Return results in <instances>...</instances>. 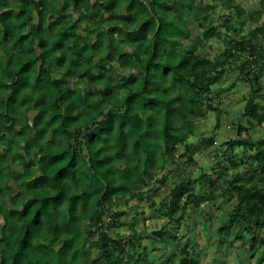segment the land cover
Here are the masks:
<instances>
[{
    "label": "trees",
    "instance_id": "1",
    "mask_svg": "<svg viewBox=\"0 0 264 264\" xmlns=\"http://www.w3.org/2000/svg\"><path fill=\"white\" fill-rule=\"evenodd\" d=\"M117 1L65 0L63 3L62 11L66 13L70 4L78 13L79 21H88L98 26H110L106 32L93 30L95 41L90 42L82 40L78 34L74 33L75 24L69 27L65 23L59 24L62 16L53 23H49L47 15L55 11L48 9L49 2L46 0H0L2 12L0 14V53H5L9 58L12 55L5 43H10L13 48L23 53L17 55L15 66H11L10 61L7 60L0 75V90H5L0 97V181H3L5 177L9 179L11 176L6 166L9 162H18L24 170L13 176V181L20 187L17 194L7 186V183L0 186L1 198L7 199L13 207H22L21 210H11L5 203L0 204V215L4 222L1 227L0 245H4L5 248L9 244L14 245L13 249H9L11 259L9 260L6 255L3 264H36L34 260L28 258L29 233L36 234L48 224L51 216L50 202L53 211L59 209L62 214L68 213L61 217L65 235L68 238L61 237L54 242L56 246H59V250L55 253L54 264H64L65 257L80 261L81 256L86 255L85 249L77 248L75 237L70 235L71 224L76 221L75 213L80 206L85 207L88 219L96 225L90 235L100 232L97 242L93 245L99 253L92 260V264L142 263L140 257L134 258L130 252H125L126 260L122 261L118 255V252L123 254L122 247L115 245L105 232L103 221L105 208L110 206L109 202H112L114 197L116 202L123 200L125 204H128L130 200L144 201L142 194L132 192L129 181L141 167L147 172L150 168L157 166L158 153L145 146L149 141L156 140L157 143L163 142L168 145L166 151L174 152L175 143H185L187 134L183 130V125L169 122L173 119L169 115L171 108L165 113L159 111L162 103L171 104L172 101L165 100L161 94L150 90L147 77L141 81L130 75L123 81L124 86H121L120 83H112L113 80L109 82L101 79L103 77L101 72L104 71L107 62L122 65L125 60L130 59L132 54L124 53L127 50L125 45L134 43L141 36L143 37L141 44L145 52L143 61L146 67L153 63H161L163 61L157 55L158 42L151 40L150 36L163 33L162 38L167 39L171 35L183 34L187 39L192 35L193 30L188 24L183 30L174 24V20L182 19V14L178 10H173V15L167 14L178 0L172 3L173 6L169 0H152L158 10L159 26L153 15H141L147 12L144 0H125L121 8L115 9ZM194 4L195 0H191L186 8L190 9L189 7L192 8ZM104 13L108 14L110 20L100 22ZM116 16H122L120 17L123 19L122 26L115 23ZM33 19L35 23L31 24ZM137 20H139L138 27L132 30L136 34L135 37L125 39V27L136 23ZM201 27L203 22H199V28ZM141 29H143L142 33ZM115 32H117L116 38H114ZM260 33H264V30H255L248 38L229 42L226 50L214 60H210L205 55L187 52L186 58L180 59L178 63L169 67L183 71L196 69L197 80L193 81V86L198 85L197 95H200L202 92L211 90L212 86L220 81L227 66L244 59L240 64L239 78L251 87L257 86V89L253 90L246 100L243 117L249 124L254 122L260 126L264 123V110L260 111L257 102L261 93L258 87L259 80L264 74V35L259 39ZM204 37L209 41L214 38L215 42L220 41V34L217 31L205 30ZM197 41L200 44L199 37ZM175 42L176 40L172 41V44L174 45ZM106 45L108 50L105 52ZM201 48L204 47L201 45ZM95 58L99 68L97 74L91 70L92 61ZM34 67L37 68L35 77L31 72L35 69ZM207 72H211L212 75L201 81L199 74ZM54 74H62L65 77L78 74L80 78L88 77L89 82L96 86L103 85L104 88L98 91L102 95L101 101L96 104L89 99V95L82 97L79 89L66 88L64 77L55 78ZM138 84H143L142 90L145 95L142 100L138 98L140 96V91L136 88ZM28 89L36 93L26 95L25 91ZM115 89H120L122 94L113 95ZM30 101H34L33 108L37 110V114L31 124H28L23 110L32 109L29 105ZM84 102H87L84 109L86 115L78 119L74 109ZM173 107H175L174 104ZM207 107L210 105L207 104ZM204 112L200 111L197 115L203 116ZM66 124L69 127L75 126V131L82 133V145L85 146L86 152L89 148L93 150V154L87 156L89 165L84 163L78 153L81 146L78 150L69 145L74 139L72 137L66 136L58 141L55 149L51 147L54 144V136L63 134L61 129ZM218 125L219 115L216 118V127ZM157 129L162 130L163 134L159 135ZM238 130L248 134L247 129L242 126H239ZM32 131H34L33 136ZM47 135H50L49 140ZM169 141H171L170 145ZM211 142L210 139L208 144L210 145ZM234 143L253 152L250 157L252 166L245 177L235 174L227 183L224 196L228 195L232 198L235 205L226 225L222 226L219 232L227 236L230 232H243L249 236L251 232L253 234L249 236L251 240L249 246L254 248L257 241L261 239V233H264V138L241 139ZM16 146H19L23 153H13L10 158L12 149ZM2 147L5 148L4 152H1ZM112 147L115 148L114 152L107 151ZM141 149L144 150L142 161L139 158ZM121 162L125 164V167L120 168ZM34 165L40 173L38 177H35ZM164 165L159 164L158 167L162 170ZM91 169L95 171L90 175ZM25 171L28 172V176H25ZM101 176L104 178L102 186L95 187L90 193L65 190L66 181H70L73 185H78L85 180L99 183ZM204 179L211 183L207 175H203L199 182L203 184ZM164 180L165 177L160 182L164 183ZM49 184L52 186L49 187ZM209 186L211 187L209 192L199 194V205L215 199L212 188L216 186L213 183ZM190 187L189 182L186 184L181 182L180 185L175 186L172 189L173 202L184 199L185 205L189 204ZM29 193H31L30 196ZM125 196L128 199H123ZM29 197L30 199L27 200ZM180 210L182 208L176 205L171 212L175 217ZM113 216L116 219V215ZM59 229L60 225H56V230L59 231ZM261 243L264 244V241ZM130 245L134 252L136 242L131 241ZM41 251L45 256L48 254L46 247L42 246ZM262 262L264 258L258 257L257 264ZM181 263L195 264L185 259Z\"/></svg>",
    "mask_w": 264,
    "mask_h": 264
},
{
    "label": "clouds",
    "instance_id": "2",
    "mask_svg": "<svg viewBox=\"0 0 264 264\" xmlns=\"http://www.w3.org/2000/svg\"><path fill=\"white\" fill-rule=\"evenodd\" d=\"M147 5V12L141 13V15H153L156 18V23L160 25V18L157 15V9L152 3V0H144ZM191 2V0H189ZM205 3L208 0H204ZM200 0H195V4L192 7V10L183 14L182 19L174 20V24L179 29H185L186 25L190 23L189 17L192 15L200 16L201 13L198 10L197 5H199ZM240 5L239 8H236V5ZM233 16L232 27L236 29L232 33L233 36H245L247 35L248 30L255 28L257 25H264V0H232V7L226 9ZM104 15H108L104 13ZM213 16L220 15V12L212 14ZM210 23L220 24V20L211 19ZM139 20L136 23L127 25L125 27L124 38L130 39L135 37V32L132 31L138 27ZM208 25H205L204 28H200L197 31H193L192 35L187 39L184 38L183 34L171 35L167 39H163V33L161 35L150 36V39L154 42H158L157 55L162 59L161 63H153L146 67L143 57L145 52L143 50L141 40L142 36L137 38L134 43L125 45V48L132 54L131 58L124 61V64L119 65L115 68H112L111 63L109 64V71L113 77L112 83H120L123 85V81L127 80L129 76H133L136 80H143L147 77L149 84L148 87L150 90H155L165 100H171L172 103H162L160 105L159 111L161 113L167 112L168 109H172L169 114L173 119L169 122L176 123L177 125L184 126V132L187 134L188 146L186 148L185 143L178 142L174 145V152L166 151L168 145L163 142L157 143L156 140L149 141L145 146L146 148L157 152L156 164L157 166L150 168L147 172L144 171L143 167L138 169L135 174L132 176L131 181H129L132 192L134 194H143L144 204L141 206L139 204H134L132 202L125 204L123 200L116 202V198H113L109 207L105 208V213L113 210L114 208H127L129 209V214L122 217V219L131 223L133 220L140 221L141 212L140 208L150 211L152 214L160 218V221L151 225L152 228H159L162 225L167 226L169 229L176 231L177 236L179 237L176 241H165L162 245H157L154 243L155 240L160 239L159 237L147 235L148 226L143 223L140 224L139 228H133L131 233L136 235V244L135 249L136 254L140 255L143 245H148L150 248H154L153 256L155 257V264H160L162 260L167 258V253L169 251V245L177 246V252L179 255V247H182L185 241L190 242V249L196 248L197 245L203 246L204 241L207 239V236L211 234L213 237L216 235V227L220 224L222 218L225 217L223 209H217L215 207L205 206L204 208L199 207V194L195 192L191 193L188 197L190 207L185 208L184 199L176 200L173 202V193L172 188L180 184L186 177L194 179L199 176L200 171L203 169L207 171L210 175L214 174L212 171V166L217 165L219 162L220 165L226 164L227 160L225 155L229 151L227 145H221L222 139H227L229 136H235V128L233 125L229 124L227 118L223 120V126L220 129V137L217 139L216 144L212 145L210 148H205L202 140L207 135L203 129L207 127V121L201 120L197 115L200 111H207V104L211 103L213 105L220 106L221 110H228L232 112V118L235 120L240 116V111H236L234 105L236 103V98L232 97L231 93L223 92L219 90L218 85H213L212 90L202 92L200 95H197L198 85L193 86V81L197 80L196 69L191 71H183L179 68H170L169 65L178 63L180 59L187 57L188 53L186 51L187 47H191L192 44L197 43V37L200 38V44L207 48L209 43H214L215 38L212 41L207 40L204 37V31ZM143 29H141V33ZM221 36V40L223 39ZM179 39V44L173 45L172 41ZM221 43V47H222ZM108 50L107 45L105 46V52ZM118 58V53L116 54ZM93 64L96 62L93 61ZM126 65V66H125ZM93 70H96L95 68ZM212 75L211 72L199 74V79L201 81L206 80ZM241 75L236 71L230 72V77L232 80L236 81V88L241 87L239 80H236L237 76ZM261 83H264V79L261 80ZM138 91H140L139 99H143L145 93L143 92V84L136 85ZM166 90V91H165ZM232 91H235L233 89ZM211 96L212 99L209 101L207 97ZM238 96V94H237ZM221 98H223V103H220ZM195 99V102H193ZM232 100V103H229V100ZM173 104L175 107H173ZM242 111V107H241ZM67 113H65L66 115ZM147 115V113H144ZM67 129V131H64ZM231 129V131H229ZM127 131V130H126ZM159 135H162V130H156ZM63 133L60 136V139L67 137L75 138L77 133L75 131V126L69 127L67 124L64 125V128L61 129ZM215 134V133H213ZM82 135V133H81ZM159 139V137H157ZM83 144L81 139L78 143L75 139L72 141V147H76L78 150ZM171 141H169V145ZM68 146L67 144L65 145ZM254 150V149H253ZM107 151L114 152L115 148H109ZM243 147H238L235 149V152L238 154L244 153ZM131 152V149H129ZM183 153V155H181ZM82 155L91 156L93 150L89 148L86 153L82 152ZM195 154L196 159L189 161L188 157ZM139 158L142 161L144 158V150L141 149L139 153ZM88 161L85 160V163ZM40 163V162H38ZM159 164H166L167 167L163 169L164 173H168L171 170L172 179L167 183L157 182L154 178L156 173H159L161 169L158 167ZM120 168L125 167L123 162L120 163ZM15 167V166H14ZM47 167V164H45ZM24 171L23 169H18ZM220 169L217 167L216 171ZM95 170L91 169L89 174L91 175ZM25 176H28V172H24ZM80 174L79 171L77 173ZM104 178L101 176L99 178V183H92L87 180L83 181L78 185H73L70 181H66V191L69 192H85L90 193L94 190L95 187L102 186ZM7 177L3 181H0V186L8 183ZM147 184L148 191L144 192V185ZM49 187L52 185L49 184ZM219 191V189H217ZM31 193H29V196ZM123 199H128L125 196ZM215 203H218L215 202ZM151 205V208H149ZM179 205L184 210V220L185 225L180 227L179 230L175 229V217L171 212V209ZM101 207V206H98ZM49 212L51 213L48 224L40 229L36 234L29 233L30 238V247L28 248V258L34 260L36 264H54L55 253L59 250V246H56L54 242L61 237L68 238L65 235L64 223L62 222V215L66 216L68 213H61L59 209L53 211L51 207V202L49 203ZM178 215V214H177ZM77 217L76 221L71 224L70 235L75 237L77 241V248L86 249L87 255H82L80 261H76L70 257L64 258V264H92L93 258L97 255V252L93 250V245L97 242V239L100 235V232L97 231L94 234L90 235L91 230L96 225L93 221H90L86 215V209L84 206L77 208L75 213ZM209 216H213V220H208ZM171 221V222H170ZM211 225L210 232L205 230V222ZM56 225H60L59 231L56 230ZM126 234H129L127 229H125ZM196 233H201V239L197 241L195 239ZM116 234V233H113ZM253 233H249L251 237ZM230 241L231 236L227 237ZM142 241V242H141ZM264 241V233H261V239L257 241L256 256H264V244L261 243ZM215 241L213 245L215 246ZM46 247L48 254L45 256L41 247ZM14 245L9 244L7 248L4 245H0V264H3L4 258L8 255L9 260L11 256L9 255V249H13ZM214 250V248H213ZM253 249L249 244L244 243L243 241H236L232 244V258L231 264H257L255 259H249V256ZM264 264V262H262Z\"/></svg>",
    "mask_w": 264,
    "mask_h": 264
},
{
    "label": "rangeland",
    "instance_id": "3",
    "mask_svg": "<svg viewBox=\"0 0 264 264\" xmlns=\"http://www.w3.org/2000/svg\"><path fill=\"white\" fill-rule=\"evenodd\" d=\"M49 2L48 9L54 10L55 13H48V18L47 21L49 23H53L59 16H62V20L60 21L59 24H66L67 27L71 26L72 24H75L76 26L74 27V33L78 34L82 40L85 41H90L94 42L95 41V33L93 30H96L98 32H106L108 25L104 26H98L95 23H91L88 21H79L78 20V13L75 12V10L71 7L70 4H68V9L66 13L62 11L63 9V3L65 0H46ZM173 2H176V0H169V3L172 5ZM125 3V0H118L116 3L117 8H121ZM183 3V5H182ZM190 5L189 0L187 1H182L178 0V2L168 11V15H173L175 10H178L182 14L186 12H189L192 10L191 7L190 9L186 8L187 6ZM199 12L201 15L198 17L196 15H192L189 17L190 23L188 24L193 31L199 30V22H203V27L205 25H208L207 28L205 29L210 30L212 32L217 31L220 34V41L214 42V43H209L207 45V48H201V45L198 43H195V46L187 47L186 51L188 53H193L194 55H205L207 58L210 60H214L217 58L222 52L226 50L228 47L229 42H236L239 41L242 38H248L252 32L255 30H264V25H257L255 28H252L248 30L247 35L245 36H233L232 33L236 31L234 27H232L233 23V16L230 12L226 11V9L232 7V0H208L207 3L204 2V0H200L199 5H197ZM240 5H236V8H239ZM1 9V8H0ZM47 10V9H46ZM101 10V9H100ZM174 10V11H173ZM4 11V10H2ZM123 12V11H122ZM121 12V13H122ZM220 12V15L218 16H213V13ZM2 12L0 11V14ZM134 14V13H133ZM120 17L122 16H116L114 19L115 23H117L119 26H122L123 24V19ZM211 19H217L220 20V24H212L210 23ZM110 18L108 15H103L102 19H100V22H106L109 21ZM126 22V21H125ZM35 20L31 22V24H34ZM227 25H224V24ZM117 25V27H118ZM103 30V31H101ZM223 35V39L221 40V36ZM264 33L258 34V38H262ZM117 32H115L114 38H116ZM264 42V41H263ZM222 43V47H221ZM179 44V39H176V42L174 45ZM6 47L9 48V50L12 52V55L9 56L6 55L5 53H0V75H2V68H4L6 61L9 60L11 63V66H15L17 62V55H22L23 53L16 48H13L10 43H5ZM125 54H128L129 51L128 49L125 50ZM93 61L97 62V58H95ZM92 61V62H93ZM244 61V59H241L238 62H232L229 66L225 68V73L223 77L220 79V81L216 84L219 86V90L223 92H229L231 93L232 97L236 98V103L234 105V108L236 111H240V116L233 120L232 118V112L228 110H221L219 104L218 105H213L209 103L210 107H207V111L204 112L203 116H199L201 120H206L207 121V127L203 129L207 133V135L203 138L202 143L205 148H210L212 145L216 144L217 139L220 137V129L223 126V120L227 118L229 124L233 125L235 128L236 135L235 136H229L227 139H222L221 140V145H227V149L229 150L227 154L225 155V159L227 160L226 164L220 165L219 162H217V165L212 166V171L214 174L210 175L207 171L201 170L199 176L195 177L194 179L186 177L183 181L186 183H191L190 187V193L195 192L196 194H204L205 192L210 191V184L213 183L216 187L212 190H214V197L215 199L211 202H205L201 203L199 207L204 208L206 205L210 207H215L217 209H223L225 213V217L222 218L220 224L216 227V235L213 237L211 234L207 236V239L204 241L203 246L197 245L196 248L190 249V242L185 241L184 245L182 247H179V255L177 252V246L174 245H169V251L166 254L167 258L165 260H162L160 264H182L181 261L185 259L187 262H194L195 264H231V258H232V244L235 243L236 241H243L246 244H249L251 242L250 237L244 234L243 232H230L228 233V236L225 233H220L219 229L226 225V222L228 221L232 208L235 205V202L232 198L228 197V195H225L226 191V185L227 183L234 177L235 174H241L242 178L247 175L249 172L250 167L252 166L250 157L252 156L253 152L245 150L243 154H238L235 152V149L238 146L235 145L234 142H238L239 140H258L261 138H264V123L260 126H257L254 122L251 124L248 123V120H246L243 117V111L244 107L246 104V100L251 96L253 90L257 89V86L251 87L248 83L242 81L241 78H239V75L237 76L236 80H239L241 83V87L236 88V81L232 80L230 77V72L231 71H236L239 73L240 69V64ZM111 63L112 68H115L119 65L113 64L112 62H107L105 63V69L104 71L101 72L103 77L101 79H106L109 82L113 80L112 75L110 74L109 69V64ZM32 74H34V77L37 74V68L34 67ZM96 70H93V69ZM98 63L93 64L91 70L95 71L97 74L98 72ZM102 70V69H101ZM55 78H59L63 76L62 74H54L53 75ZM65 80V87L69 88L70 90H74L75 88L79 89L80 94L82 97H88L89 99L93 100L96 104L99 103L102 99V95L98 93V91H101L104 86L103 85H95L92 82H89L88 77H82L80 78L77 75H66L63 76ZM264 79V74L262 75V78L259 80L258 87L260 88V98L257 99V102L259 104L260 111L264 110V83H261V80ZM3 84V83H2ZM235 89V91H232ZM212 90V88H211ZM0 97L3 93H5V90L2 91L0 90ZM113 95H121L122 91L120 89H115L113 91ZM26 95H33L34 92L31 89H28L25 91ZM238 94V96H237ZM262 95V96H261ZM212 99L211 96L208 97V100L210 101ZM31 103L29 104L32 109H29L28 111L23 110V114L26 119H28V124H31L32 119L35 117L37 114V110L33 108L34 101H30ZM220 103H223V98H221ZM229 103H232V100H229ZM93 104V103H92ZM87 105V102H84L80 104L77 108L74 109V114L77 116V118L81 119L86 115L84 109ZM25 107V104H24ZM242 107V111H241ZM93 109V107H91ZM217 115H219V125L216 127V118ZM239 126H242L247 129L248 134L244 132H239ZM231 131V129H229ZM78 134L77 137L74 139L79 142L82 139L81 134L79 131H76ZM215 133V134H213ZM241 133V134H240ZM34 131H32L31 135L33 136ZM62 134H56L54 136V144L51 145L53 149L56 148V143L58 141H61L60 136ZM50 139V135H47V140ZM212 140L211 144L209 145L208 142L209 140ZM69 145L72 147V142L69 143ZM186 148L188 146V140L185 141ZM5 148H1V152H4ZM84 152L86 153V149L84 145H81V150L78 151L80 156L83 158V161L85 163V160L88 161L87 156L82 155L81 153ZM13 153H23V150L18 146L12 149V154L10 155V158H12ZM183 155V153H181ZM189 161L195 160L196 156L195 154L190 155L188 157ZM87 162L86 164H88ZM7 168L9 169L11 176L8 179L7 186L11 187L15 194L18 193L20 190L19 184H15L13 181V176L15 174H18L21 172L18 169H22L21 165L16 162H9V164L6 165ZM15 166V167H14ZM167 165L165 164L162 170L159 173L155 174V179L157 182H160L162 178L165 177L164 183H167L169 180L172 179L171 176V170H169L168 173H164L163 169L166 168ZM219 167V171L217 172L216 169ZM33 169L35 170V177H38L40 173L37 171L36 165H34ZM203 175H207L208 179L210 178L211 183L209 180L204 179L203 184L199 182V179L202 178ZM180 185V184H177ZM175 185V186H177ZM174 186V187H175ZM173 187V188H174ZM172 188V189H173ZM219 189V191H217ZM144 192L148 191V186L147 184L144 185L143 188ZM142 194V193H141ZM143 196V194H142ZM144 197V196H143ZM30 197L27 199L29 200ZM218 203H215L217 202ZM132 202L134 204H139L143 205L145 201L142 202H137L136 200H130L129 203ZM5 203L6 207L11 210H21L22 207L16 208L13 207L7 199H3L0 197V204ZM190 203L185 205V208L190 207ZM149 208H151V205H149ZM113 213H105L103 217L104 221V226H105V232L110 236V238L114 241L115 245L122 247L123 249V254L118 252V255L121 257L122 261L125 262L126 260V254L125 252H130V254L134 255V258L140 257L142 260V263L140 264H155V257L153 256V252L155 251L154 248H150L148 245H143V248L141 250L140 255L136 254V251H132L130 242L134 241L136 242V236L140 235L139 233H136V235L130 234L133 228H139L140 224L143 223L144 225L148 226V232L147 235L149 237L156 236L159 237L160 239L155 240L154 243L157 245H162L165 243V241H176L179 239V237L176 234V231H173L172 229H169L167 226L162 225L159 228H152L151 225L154 223H157L160 221V218L152 214L150 211H147L143 209L142 207L140 208L141 212V219L140 221L133 220L131 223L128 221L122 219V217L126 216L129 214V209L127 208H114ZM184 210L182 209L179 211L178 215L175 216V229L179 230L180 227L186 226L185 225V220H184ZM113 215H116V219ZM213 216H209L208 220H213ZM171 222V221H170ZM3 218L0 215V237H1V227L3 226ZM205 230L206 232H210L211 225L207 224V221L205 222ZM125 229H127L129 234H126ZM264 231V228H263ZM116 233V234H113ZM231 236V240L229 241L227 237ZM195 239L199 241L201 239V233H196ZM213 241H215V246L213 245ZM142 242V241H141ZM137 247V244H136ZM214 248V250H213ZM257 248V245L252 248L253 251L251 252L249 259H255L257 261V256H256V251L255 249ZM136 249V248H135ZM94 251L97 252V255L94 257L96 258L98 256V251L97 249L93 248ZM86 255L87 250L85 249ZM264 258V256H261ZM93 258V259H94ZM190 264V263H189Z\"/></svg>",
    "mask_w": 264,
    "mask_h": 264
}]
</instances>
